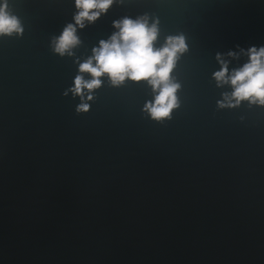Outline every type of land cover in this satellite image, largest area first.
<instances>
[{
	"label": "water",
	"instance_id": "water-1",
	"mask_svg": "<svg viewBox=\"0 0 264 264\" xmlns=\"http://www.w3.org/2000/svg\"><path fill=\"white\" fill-rule=\"evenodd\" d=\"M6 2L22 32L0 35V264H264V105L221 108L214 79L218 55L231 74L264 47V0H114L64 56L75 0ZM141 17L156 48L184 37L179 106L153 119L146 81L105 75L78 112L79 64Z\"/></svg>",
	"mask_w": 264,
	"mask_h": 264
},
{
	"label": "clouds",
	"instance_id": "clouds-1",
	"mask_svg": "<svg viewBox=\"0 0 264 264\" xmlns=\"http://www.w3.org/2000/svg\"><path fill=\"white\" fill-rule=\"evenodd\" d=\"M114 0H75L79 11L74 16L75 25L68 24L58 38H54V51L61 56L66 53L72 55V49L79 44L76 35V25L85 26V21L94 22L101 13L107 12ZM7 2L0 4V35L20 33L22 28L18 19L7 11ZM95 10V11H94ZM118 29L107 41H100L99 47L93 49V55L79 64V73L74 79V86L70 91L81 97V104L77 111H88L89 105L84 102L85 90L91 93L101 86V77L107 75L112 85L119 86L126 79L140 82L146 81L156 93L154 100L146 105V110L156 120L169 118L173 109L179 106L176 95L180 84L176 83L171 73L179 58V54L186 51L183 36L168 37L165 44L154 47L158 29L155 23L149 26L148 18H123L114 22ZM234 56V53H228ZM249 62L241 68L234 69L229 74L228 63L220 55L219 71L214 73L218 86L230 84L231 94L224 93L222 101H218L221 108L235 107L242 101L251 104L264 105V47L249 50ZM88 73L91 79L82 75ZM67 95V92L65 93ZM92 96L88 95L87 100Z\"/></svg>",
	"mask_w": 264,
	"mask_h": 264
}]
</instances>
